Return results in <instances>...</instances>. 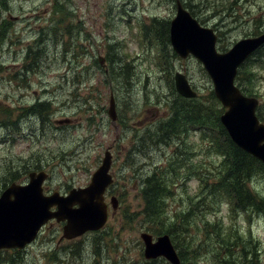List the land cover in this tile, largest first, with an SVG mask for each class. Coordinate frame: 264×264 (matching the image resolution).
Returning a JSON list of instances; mask_svg holds the SVG:
<instances>
[{
  "label": "rangeland",
  "instance_id": "rangeland-1",
  "mask_svg": "<svg viewBox=\"0 0 264 264\" xmlns=\"http://www.w3.org/2000/svg\"><path fill=\"white\" fill-rule=\"evenodd\" d=\"M180 1L202 25L216 32L218 48L227 49L250 33L264 30V0ZM175 11V0H0V106L10 110L12 120L17 117L14 125H21L22 134L30 139L0 143V178L18 169L17 179L27 182L25 171H39L32 167L37 155L50 172L47 191L84 186L108 148L114 177L109 192L116 201L102 230L67 240L62 238L61 223L51 221L25 249L0 252V264H10V260L11 264H98V260L100 264H141L139 235L148 232L142 214V179L158 169L172 190L165 199L168 213L175 219V212L188 211L184 225L183 220H176V232L185 226L197 250L193 256L185 253L189 261L184 264H218L220 259L264 264V207L244 209L202 188L194 172L198 169L191 162L199 158L215 173L213 166L219 159L212 157V165L208 164L197 133L185 136V151L196 150L188 163L185 155H177L171 141H152L156 122L169 117L166 105L178 95L171 89L176 70L186 75L199 102L210 101L211 111L217 110L202 64L193 56H175L170 43L165 49L160 43L162 30L148 34L149 24L169 23ZM109 42L115 43L111 49ZM77 46L85 51L78 50L74 56ZM43 47L46 55L39 69H22L28 49ZM260 51L241 67L239 82L245 93L264 102V45ZM110 56L127 65L128 83H122L121 75L115 76L119 63L109 64ZM110 94L118 114L114 121L107 113ZM48 100L51 110L44 119L36 113L22 114V108ZM259 113L264 118V108ZM4 136L6 132L0 129V138ZM211 175L208 184L215 180ZM247 186L264 198V172L254 174ZM200 200L199 212L194 204ZM106 202L110 203L109 197ZM201 219L218 222L222 229L205 231ZM220 235L234 242L231 248L218 247ZM77 239H83L82 252L80 248V257L69 262L72 256L68 258L64 251ZM116 243L118 250L108 253L107 247L112 250Z\"/></svg>",
  "mask_w": 264,
  "mask_h": 264
},
{
  "label": "water",
  "instance_id": "water-1",
  "mask_svg": "<svg viewBox=\"0 0 264 264\" xmlns=\"http://www.w3.org/2000/svg\"><path fill=\"white\" fill-rule=\"evenodd\" d=\"M216 41L213 29L201 25L181 1L176 0V11L169 22L172 50L180 58L193 56L201 62L211 79L213 93L224 108L220 121L230 138L238 147L264 163V123L259 121L255 112L258 100L245 96L234 84L238 67L264 44V30L256 36L237 40L224 52L216 49ZM173 81L180 96L196 97L197 92L184 73L174 71ZM107 113L112 121L116 120L113 94L109 97ZM111 162L112 156L107 148L89 184L71 189L66 196L57 193L43 195L41 184L44 172H30L26 184L11 183L7 186L0 194V249H22L36 238L41 227L50 219L64 221L62 237L67 239L103 227L107 219L103 193L112 182L109 173ZM111 199L114 208L116 201ZM53 206L55 210H51ZM139 236L144 244L146 259L163 257L169 264H180L168 234L158 235L155 240L148 232L143 231Z\"/></svg>",
  "mask_w": 264,
  "mask_h": 264
},
{
  "label": "trees",
  "instance_id": "trees-1",
  "mask_svg": "<svg viewBox=\"0 0 264 264\" xmlns=\"http://www.w3.org/2000/svg\"><path fill=\"white\" fill-rule=\"evenodd\" d=\"M168 27V22L162 23L160 24V26H156L155 24L151 23L146 27L148 34L153 35L154 32H161V30L165 32L163 37L160 39V43L165 49L169 47ZM252 34H258V32H253ZM114 45L115 43H108L110 49L113 48ZM77 47L78 49L76 51L72 50V52H74V56H76L79 51H85L84 48L80 50V47ZM45 49L46 48L43 47L39 51H33L31 48H29L23 56L21 68L26 71L38 70L40 67L39 62L41 61V58L46 55ZM65 51L67 52L68 49H66ZM260 53L261 51L257 50L255 54ZM106 54L110 55L108 51ZM173 54L176 56L174 52ZM108 62L109 64L111 63L112 66L113 64L115 65L119 63V73L114 74L115 76H117L118 74L122 76L123 84L128 83L127 77L129 74H127V65L115 61V57L113 56L109 57ZM72 69H74V67L71 68V70ZM238 86L241 87L239 77ZM171 89L172 91L175 90L173 85ZM210 95L215 100L216 97L214 96L213 91L210 92ZM216 101L217 104L214 107L217 108V110L212 112L210 101L199 102L198 98L187 99L181 97L180 95H177L175 101L168 104L170 110L169 117L156 122L157 124L155 125L154 133L151 134V137L153 138L152 141H154V143H168L167 141H171L172 148L173 145L177 146V155L180 158L185 155V161L186 163H188V161L190 162V156L192 155L193 151L196 150L190 151V149L188 148V150L185 151V136H187L191 131L196 132L200 137L199 141L202 143L201 148L204 156L208 159V164L212 165V157H218L219 159L216 166H213L215 169V173H212L210 171L212 169L206 166L205 163L207 162H204L199 158H195L196 160L191 162L192 165H194V167L198 169L197 171L195 169L194 172L199 180L203 182L202 188L206 187L208 193L212 195H224L228 200H234L236 205L244 209L252 207L260 211L262 207H264V198L257 193L251 192V190L247 186V181L250 180L257 172H264V165L258 159L240 149L232 142L219 119L220 114L223 112V108L220 106V103L217 99ZM22 109H24L22 114L28 115L30 117L31 114L36 113L42 120L44 119L45 115H48L51 110V101L48 100L37 102L33 106ZM259 117L264 119L260 113ZM16 120L17 117L14 120L11 119L10 110L2 108V106H0V129L6 132V136L0 138V143H11L13 142V139L11 138L12 133H20L21 128L14 125ZM34 154L32 153L30 155L33 156ZM34 158L35 164H33L32 167L37 170L43 169L46 163L37 158V155H35ZM181 161L182 160L180 159V161L177 162L178 165H180ZM25 169L28 168H26V166H23V170ZM163 171L164 175H166L165 169H163ZM171 171L173 174L175 168H172ZM18 172V169H15L12 172L10 171L7 177L0 178V191L8 183L17 180ZM25 173H28V171H25ZM161 173V169L153 170L149 175L142 179L143 186L141 188V191L144 204L142 214L144 216L143 219L146 223L145 228L149 233L153 235H159L162 233L169 234L174 246L178 249V253L184 264L185 260H188V256H186L185 253H187V255L190 254V256H193L197 250V246L190 241V239L186 235V228L185 226H183L188 211L184 210L175 212L174 219L166 210L165 199L172 195V190L170 189V184L167 181V178H164L163 173ZM203 173L206 174L203 175ZM210 175L213 178L215 177V180L208 184L209 182L206 179L207 177H210ZM201 202L202 200L194 204L199 212L202 211L199 207V204ZM196 217L200 219V213H196ZM176 220H183V225H180V227H182L180 229V233L176 232V229L178 228V223L176 222ZM201 221L203 226L205 227V231H207L208 229H216L217 233V229H222L221 225L218 222L217 224H214L207 219H201ZM217 241V243L219 244L218 247L221 250H223L224 245L225 248H228V246L231 248L234 243L228 238H225L223 235H220ZM82 243L83 239H77V241L73 244V247L69 248L67 251H64L65 254L68 255V258L70 255L72 256V258L67 259L69 262L75 260L77 256L80 257L78 253L80 248V253L82 252ZM119 246L120 244L116 243L115 248H112V250L107 247L108 253L111 251L115 253L118 250ZM96 247L99 246L97 245ZM243 251L245 250L243 249ZM97 262L98 264H100V260H98ZM9 263L11 264V260ZM219 263L232 264L229 260L226 259H220V261H218V264ZM141 264L168 263L163 258H158L152 260L141 259Z\"/></svg>",
  "mask_w": 264,
  "mask_h": 264
},
{
  "label": "flooded vegetation",
  "instance_id": "flooded-vegetation-1",
  "mask_svg": "<svg viewBox=\"0 0 264 264\" xmlns=\"http://www.w3.org/2000/svg\"><path fill=\"white\" fill-rule=\"evenodd\" d=\"M175 2H176V0H175ZM250 35H255V34H249V36ZM218 39H219V37H217ZM240 71V70H239ZM238 71V73H237V75H236V80H237V78L239 77V75H240V72ZM238 86V85H237ZM239 87V86H238ZM240 88V87H239ZM240 90H241V92L245 95V96H251V95H249V94H247V93H245L243 90H242V88H240ZM168 110V109H167ZM4 251H7V250H4Z\"/></svg>",
  "mask_w": 264,
  "mask_h": 264
}]
</instances>
